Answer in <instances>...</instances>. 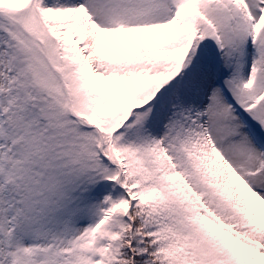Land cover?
Listing matches in <instances>:
<instances>
[{"label":"snow or ice","instance_id":"snow-or-ice-1","mask_svg":"<svg viewBox=\"0 0 264 264\" xmlns=\"http://www.w3.org/2000/svg\"><path fill=\"white\" fill-rule=\"evenodd\" d=\"M0 264H264V0H0Z\"/></svg>","mask_w":264,"mask_h":264}]
</instances>
